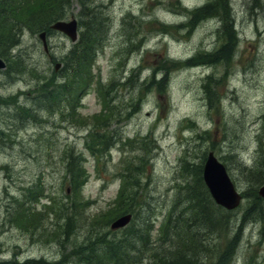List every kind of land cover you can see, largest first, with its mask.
Here are the masks:
<instances>
[{
    "label": "rangeland",
    "instance_id": "obj_1",
    "mask_svg": "<svg viewBox=\"0 0 264 264\" xmlns=\"http://www.w3.org/2000/svg\"><path fill=\"white\" fill-rule=\"evenodd\" d=\"M208 1L88 0L97 14L108 18L102 21L106 36L92 68V81L71 101H53L49 110L39 96L53 79H63L61 69L74 43L64 33L50 31L46 51L42 31L24 27L19 32L20 43L11 52L23 70L13 66L11 71L0 70V264L29 260L75 264L79 245L86 244L91 234L93 215L109 208L123 179L127 183L124 172L140 179L141 201L132 202V213L142 208L138 219L150 218L148 236L159 245L160 229L173 217L172 205L182 210L180 187L185 182L196 184V169L211 150L226 165L237 188L246 192L239 207L227 210V231L235 245L224 264H264V203L254 198L253 208L245 210L253 201L250 195L256 183L241 168H260L264 174V0H229L233 30L227 40L222 37L221 17L189 26L190 10ZM80 2L72 0L64 16L78 19L79 34L81 20L86 21ZM57 63H61L58 69ZM100 90L112 113L97 128L112 138L107 146L100 145L103 153L97 156L87 147L88 135L97 126V117L103 119L110 109L100 113L104 105ZM8 96L12 103H7ZM137 100L134 111L130 104ZM34 106L36 119L25 110ZM72 107L80 118L85 117L80 123L73 122ZM71 149L84 156L87 180L81 198L90 201L84 222L65 169V155ZM132 164H138L139 173L131 172ZM39 178L45 183L40 206L51 202L59 207L45 217V228L25 231L11 221L10 202ZM134 186L135 181L131 189ZM68 216L73 218L70 225L65 223ZM121 232L125 234L120 230L118 235ZM168 236L170 240L172 235ZM212 237V245L219 247L212 249L214 262L223 248L221 238L226 237L223 233ZM201 255L205 264L211 262L207 250ZM132 257L135 262L123 264H159L161 258L155 259L151 251ZM192 262L197 264L196 259Z\"/></svg>",
    "mask_w": 264,
    "mask_h": 264
},
{
    "label": "trees",
    "instance_id": "obj_2",
    "mask_svg": "<svg viewBox=\"0 0 264 264\" xmlns=\"http://www.w3.org/2000/svg\"><path fill=\"white\" fill-rule=\"evenodd\" d=\"M87 1L81 0L80 2L86 21L83 20L82 22L81 20V29L82 26L83 29L80 31L77 41L74 42L73 46L70 48L65 64L61 69V76H63V79L56 80L52 78L53 83L42 90V95L39 96V98H41V104H47L46 110L52 108L53 101H60L63 99L71 101V96L75 98L74 95L92 81V68L97 54L99 53L102 40H104L106 36V30L102 26V21H107L108 18L100 13L97 14L96 7H91L90 3ZM71 4L72 0H0V56L7 61V68L4 71H11V66H13L14 70L17 69L16 71L23 70V68L21 69L20 60L13 61L14 56L17 55L11 52L12 49L20 43V38L18 36L19 32L24 27L36 31H52L50 25L56 20L64 18V16L70 12ZM229 6V0H209L203 5L190 10L189 26L191 27L194 23H198L205 18L214 16L217 18L221 17V20L224 22L222 24V30L225 35L222 37L227 40L230 36L228 31H232L230 27L231 21L228 20L230 15H228L227 12ZM224 44H226V41ZM38 76L39 75H37V77ZM154 77L155 73L152 74L150 80L152 81ZM110 90L111 89H107V92ZM100 92L105 104L100 113L106 112L109 106L110 109L104 115L103 119L97 117L98 123H95L97 126H95V129L92 127L88 135L87 147L93 153L97 154V156L103 153L100 152V145L106 144L107 146L108 140L112 138V135L110 137L107 135L106 130L100 132L99 128H97L101 122L108 120L112 113V106L108 102L105 92L103 90H100ZM112 96L115 98L114 91H112ZM7 98V103H12V97L8 96ZM140 98H142V96ZM137 103L138 100L130 104V107H134V111L138 109ZM17 108L19 110L22 108L24 111V107L18 106ZM72 109L73 112H70V114L72 115L73 122L80 123L81 120L85 119V117L80 118L78 116L79 114L74 107H72ZM25 110H30V116L34 119L37 118V109H35V106ZM144 147L147 148L145 144ZM65 157V169L67 173L71 175V186L73 191L76 192L74 194L77 197V211L84 222V216L86 214L85 207L86 204L90 203L88 199L85 200L81 198V187L87 180L84 156L80 151L74 153L73 149H71ZM141 158L145 157L143 156ZM183 165L186 169L189 162L186 161ZM138 167V164H132L131 172L139 173L140 170H137ZM241 168L246 178L256 183L254 193L251 195L249 194L251 198H253V201L251 202L250 199V204H246L245 206V210L250 211L253 208V203H264V198L259 195L257 189L258 186L264 183V174L260 168H251L248 165L247 167L241 166ZM196 170H198L196 184L185 182L179 189L183 198L180 204L182 210L178 208L177 205H172L171 208H173V212L171 215H173V217L170 216L167 226L164 223L162 229H160L162 236L158 238L161 242L159 245L156 243L154 244L148 236L150 231V218L147 219L146 217L142 222L138 219L139 214L143 211L142 208L138 210L137 213H133V219L128 226L119 230H112L110 228L111 222L117 216L133 211L132 202L141 201L138 191L140 187L139 177L132 176L129 178L126 174L127 172H124L123 177H126L127 183L122 188L119 198L115 200L114 204L93 215V221H91L93 227L90 229L91 234L89 237L87 236L86 244L79 245L77 262L75 261V264H123L127 261L135 262L136 260L132 255L143 253L144 251H151V255L155 259L156 255L161 257L159 259V264H193V259L197 260V264H205V262L201 260L204 258V256L201 255L203 249L208 251L210 257H212L213 250L216 248L219 249L217 244L214 246L212 245V236L215 233H223L226 237L221 238L224 241L223 248L220 249L218 254L216 253L214 255L216 259L214 261L215 263L224 264L232 253L233 246L235 245V242H231L232 239L229 237L227 231L229 228V220L227 218L228 211L218 205L212 198L203 180V165L200 164ZM134 181L135 188L131 189V183L133 182L134 184ZM44 184L41 178L33 181L31 185L22 188L21 196L14 197V202H10L12 209L8 211V214L15 226L25 231L31 228L37 229L41 226L43 228L46 227L43 223L45 217L50 214V212L57 210L59 204L52 206L51 202H42L40 206L42 197L45 195ZM127 191L129 193H127ZM245 194L246 192H243V195ZM143 201H145V199ZM143 205L146 207L145 203ZM260 210V214H262L263 208L260 207ZM72 219L71 216L66 217L65 223L70 225ZM185 219L187 223H183ZM56 224V226H60L62 223L58 220ZM178 229L183 230L180 235H178ZM196 229L204 230L207 234L200 231L197 232ZM120 230L124 231L125 234L123 235V232H121L122 234L118 235ZM67 235H70V233L67 232ZM168 235H172L170 240ZM180 236H182L181 240H179ZM164 240H166L167 243L169 242L167 244L168 246H165L163 243ZM150 241L153 244L149 245ZM207 241L209 242L205 245ZM142 245L143 247L141 248ZM207 247L210 249V252ZM160 248H164L162 249V254L159 250ZM210 260L211 262L209 264H214L213 259L210 258ZM29 261H27V263L16 261L15 264H37V261ZM54 264L58 263L54 262Z\"/></svg>",
    "mask_w": 264,
    "mask_h": 264
},
{
    "label": "water",
    "instance_id": "obj_3",
    "mask_svg": "<svg viewBox=\"0 0 264 264\" xmlns=\"http://www.w3.org/2000/svg\"><path fill=\"white\" fill-rule=\"evenodd\" d=\"M52 28L61 30L69 35L72 40L78 37V21L73 18L69 21L58 20L52 24ZM41 37L44 40V45L47 48L46 32H42ZM60 63L57 64L59 67ZM6 67L5 60L0 57V68ZM203 177L205 183L209 187L215 200L226 206L227 208H234L241 201V194L237 191L230 175L227 172L226 166L218 160L213 152H210L204 164ZM260 194L264 196V185L260 189ZM131 219V214H124L118 217L112 223L113 228L124 226Z\"/></svg>",
    "mask_w": 264,
    "mask_h": 264
},
{
    "label": "bare ground",
    "instance_id": "obj_4",
    "mask_svg": "<svg viewBox=\"0 0 264 264\" xmlns=\"http://www.w3.org/2000/svg\"><path fill=\"white\" fill-rule=\"evenodd\" d=\"M229 7H230V6H229ZM230 8H231V7H230ZM230 10H231V9H230ZM230 14H231V13H230ZM230 14H229V15H230ZM222 15H223V14H222ZM231 15H232V14H231ZM224 16H225V15H224ZM214 17H215V16H214ZM231 17H232V16H231ZM231 17H229V18H231ZM224 18H225V17H224ZM229 18H228V19H229ZM234 18H235V17H234ZM220 19H221V18H220ZM231 19H232V18H231ZM219 21H220V20H219ZM234 21H235V20H234ZM222 22H223V21H222ZM227 22H228V21H227ZM223 23H224V22H223ZM215 24H216V23H215ZM235 25H236V24H235ZM235 25H234V26H235ZM235 27H236V26H235ZM232 30H233V29H232ZM237 35H238V34H237ZM236 37H237V36H236ZM136 40H137V39H136ZM140 45H141V44H140ZM207 207H208V206H207ZM200 231H201V230H200ZM203 233H204V232H203ZM99 238H100V237H99ZM73 249H74V248H73ZM73 249H72V250H73ZM75 250H76V249H75ZM214 253H215V252H214ZM204 255H205V254H204ZM211 258H212V257H211ZM29 262H30V261H29ZM26 263H27V262H26ZM40 264H41V263H40Z\"/></svg>",
    "mask_w": 264,
    "mask_h": 264
}]
</instances>
